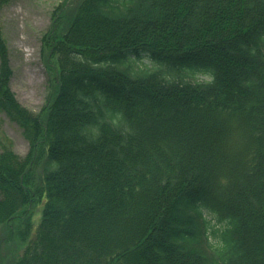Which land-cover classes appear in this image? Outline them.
<instances>
[{
	"label": "trees",
	"instance_id": "trees-1",
	"mask_svg": "<svg viewBox=\"0 0 264 264\" xmlns=\"http://www.w3.org/2000/svg\"><path fill=\"white\" fill-rule=\"evenodd\" d=\"M77 5L39 113L0 26V110L29 142L0 136L13 264H264V0Z\"/></svg>",
	"mask_w": 264,
	"mask_h": 264
},
{
	"label": "rangeland",
	"instance_id": "rangeland-1",
	"mask_svg": "<svg viewBox=\"0 0 264 264\" xmlns=\"http://www.w3.org/2000/svg\"><path fill=\"white\" fill-rule=\"evenodd\" d=\"M79 1L14 0L0 13V26L13 69L12 90L19 102L34 113H39L51 97V66H55V61L48 45L50 30L55 27L61 33L69 27ZM0 136L20 156L28 153L29 142L21 127L1 110ZM42 206L36 213V227ZM9 226L0 228V264H13L25 250V244L16 238V229Z\"/></svg>",
	"mask_w": 264,
	"mask_h": 264
},
{
	"label": "clouds",
	"instance_id": "clouds-1",
	"mask_svg": "<svg viewBox=\"0 0 264 264\" xmlns=\"http://www.w3.org/2000/svg\"><path fill=\"white\" fill-rule=\"evenodd\" d=\"M212 79H213V78H212L211 76H208V77H207V80H208L209 83L212 82Z\"/></svg>",
	"mask_w": 264,
	"mask_h": 264
}]
</instances>
